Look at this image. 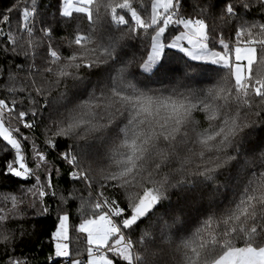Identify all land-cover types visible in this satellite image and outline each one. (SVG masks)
<instances>
[{
    "label": "snow or ice",
    "instance_id": "snow-or-ice-1",
    "mask_svg": "<svg viewBox=\"0 0 264 264\" xmlns=\"http://www.w3.org/2000/svg\"><path fill=\"white\" fill-rule=\"evenodd\" d=\"M57 3V26L88 22L66 54L37 0L0 11V175L24 182L0 197V264H29L9 225L49 200L44 264H264V0Z\"/></svg>",
    "mask_w": 264,
    "mask_h": 264
},
{
    "label": "trees",
    "instance_id": "trees-1",
    "mask_svg": "<svg viewBox=\"0 0 264 264\" xmlns=\"http://www.w3.org/2000/svg\"><path fill=\"white\" fill-rule=\"evenodd\" d=\"M14 2L15 0H0V11L11 6ZM25 2L28 3L29 5L31 4V0H25ZM144 2L150 5V0H144ZM192 2H195V0H192ZM37 4L40 9V16L37 17V20L39 21L40 18L43 17L44 20L52 24V27L54 29V44L61 45L63 52L66 54L67 49L63 48L60 37L71 35L77 23H79L80 28L82 30H86L88 28V22L86 17L81 16L79 19H72L70 21L72 27H66L64 25L57 26L56 23L53 21L54 16L60 19L58 16L59 5L57 3V0H37ZM76 15L77 14H74V16ZM13 19L15 21L16 14L13 15ZM40 27L41 25L38 23L37 30ZM37 35L38 36L42 35V33L37 31ZM223 35L226 40L234 39V37L230 34L229 30L226 28L223 31ZM46 43L47 42L45 41V45ZM41 52H43V49H41ZM137 55H139L138 52ZM18 62H20L19 59ZM40 62L41 59L40 57H38L37 63ZM3 95L4 94L0 92V98H3ZM37 135H39V132L37 133ZM40 140L41 141L43 140L42 136L40 137ZM66 143H67L66 141H61L59 150H64ZM10 159H11L10 155L6 154L3 151H0V172H2L6 162ZM49 159H55V153H53V155L50 156ZM60 167H61V172L65 175V179H66V174L68 169L66 166L63 165H61ZM22 183L24 182L19 180L18 178H8L3 175H0V197H2L6 193L19 195L20 193L18 190ZM24 186L27 187V184H25ZM59 187L63 189H68L73 187V185L66 183L65 180H61ZM75 187L80 188L81 185L77 184L75 185ZM78 194L79 193H77V195ZM49 204L51 205V209H52L50 213L34 216L31 210H29L28 218L24 219L20 225L17 224L9 225L10 228H15L17 230V237H19L20 234L19 229L21 227L26 233L23 240H19L17 242L15 246V255L21 257V259H25V258L28 259L29 264H44L46 258L53 250L51 233L56 230V227L58 225L57 215L62 213H58L57 202L49 200ZM0 206H3L2 200H0ZM79 206H80L79 200L70 199L68 206L65 208L66 211L70 212V220L68 222L69 241H70L69 246H70V251H72L73 255H75V249L77 247L81 249L86 248V239L84 238L83 234L79 233L76 230L81 220ZM0 255H3L2 249H0ZM33 255L36 256L35 260L31 259ZM54 259L58 262V264L65 260L64 258H55V257ZM49 264H51V262H49Z\"/></svg>",
    "mask_w": 264,
    "mask_h": 264
},
{
    "label": "built area",
    "instance_id": "built-area-1",
    "mask_svg": "<svg viewBox=\"0 0 264 264\" xmlns=\"http://www.w3.org/2000/svg\"><path fill=\"white\" fill-rule=\"evenodd\" d=\"M66 263H68V261L64 260V261L60 262L59 264H66Z\"/></svg>",
    "mask_w": 264,
    "mask_h": 264
},
{
    "label": "rangeland",
    "instance_id": "rangeland-1",
    "mask_svg": "<svg viewBox=\"0 0 264 264\" xmlns=\"http://www.w3.org/2000/svg\"><path fill=\"white\" fill-rule=\"evenodd\" d=\"M182 30V29H181ZM59 223V222H58ZM58 226V225H57ZM66 264H68V263H66Z\"/></svg>",
    "mask_w": 264,
    "mask_h": 264
}]
</instances>
